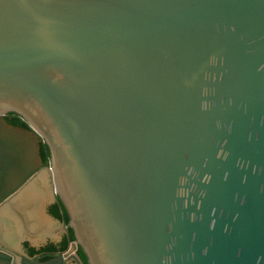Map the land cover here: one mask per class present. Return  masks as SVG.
<instances>
[{"label": "water", "instance_id": "95a60500", "mask_svg": "<svg viewBox=\"0 0 264 264\" xmlns=\"http://www.w3.org/2000/svg\"><path fill=\"white\" fill-rule=\"evenodd\" d=\"M0 126V264H264V0H0Z\"/></svg>", "mask_w": 264, "mask_h": 264}, {"label": "flooded vegetation", "instance_id": "af4514ba", "mask_svg": "<svg viewBox=\"0 0 264 264\" xmlns=\"http://www.w3.org/2000/svg\"><path fill=\"white\" fill-rule=\"evenodd\" d=\"M3 119L9 126L19 127L21 129L32 132L29 124L23 119L22 116L15 112H7L3 115ZM1 130V126H0ZM39 145V155L41 163L39 166L43 167L45 163L50 159V152L47 145L41 140L38 142ZM34 164H38V162ZM15 180V178L9 179L10 181ZM48 213L64 221L65 224L68 223L67 213L58 200L48 199L47 203ZM70 236L73 238L71 239ZM27 237V236H25ZM29 238V239H28ZM74 241V236L72 230L67 227L64 233H52L49 238H44L43 236H28L26 240L22 241L20 250L26 257L37 260L39 263H46L51 261L61 262V264H88L87 258L80 249L79 246L75 250L68 254L70 249V244ZM2 253L7 254L4 251ZM23 259V257H21ZM60 264V263H59Z\"/></svg>", "mask_w": 264, "mask_h": 264}, {"label": "trees", "instance_id": "16d2710c", "mask_svg": "<svg viewBox=\"0 0 264 264\" xmlns=\"http://www.w3.org/2000/svg\"><path fill=\"white\" fill-rule=\"evenodd\" d=\"M70 238L72 239L73 237H72V236H70Z\"/></svg>", "mask_w": 264, "mask_h": 264}]
</instances>
